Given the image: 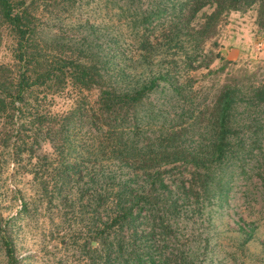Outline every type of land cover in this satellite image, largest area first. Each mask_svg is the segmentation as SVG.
I'll use <instances>...</instances> for the list:
<instances>
[{
  "label": "rangeland",
  "instance_id": "obj_1",
  "mask_svg": "<svg viewBox=\"0 0 264 264\" xmlns=\"http://www.w3.org/2000/svg\"><path fill=\"white\" fill-rule=\"evenodd\" d=\"M179 3L174 0L33 2L28 14L36 27L28 50L34 61L25 65L14 59L16 38L0 16V72L12 86L21 72L28 76L20 99H13V119L6 123L5 113L0 111V218L7 220L15 264H92L94 254L89 248L96 246L97 241L90 234L94 227H102L101 221L109 213L105 204L94 207L92 198L96 192L107 190L110 174L121 173L123 178L127 171L125 167L116 168L104 156L94 162L91 146L88 154L84 152L86 158L81 153L82 161L75 158L74 151L66 155L60 152L64 126L78 128L86 142L93 141L92 109L97 106L98 90L73 82L68 64L86 71L96 68L108 86L118 89L143 84L157 71L177 69L179 83L188 82L191 87H185L182 95L161 89L150 95L147 102L155 117L151 127L186 120L189 122L186 131L193 140L207 136L203 122L194 126L191 121L210 104L222 83L236 80L249 86L264 82V29L256 24L255 5L222 13L193 41L183 34L187 24L175 39L169 31L173 24L182 23L172 14L173 9L179 14ZM160 7H165L166 12L157 17ZM210 11L211 6L205 5L196 13L192 21L195 28ZM144 17L146 22L141 24ZM169 33L167 38L163 37ZM187 55L190 59L195 57L190 69L186 67ZM59 64L65 65L64 76L49 73L50 79L45 81L40 77L45 69ZM118 71L122 72L120 76ZM2 85L5 86L1 83L0 90ZM8 98L0 91L3 102ZM146 104L141 110L143 116L149 110ZM6 130L12 134L4 144L1 140ZM77 160L81 161L75 167L77 170L67 173L71 179L61 177V167L76 164ZM251 183L254 178H236L227 203L220 209L214 207L213 223L221 232L220 240L228 244L236 241L238 226L260 221L255 234L258 238L248 247L264 259L258 244L261 232L264 234L260 217L263 210ZM227 236H232L233 241ZM224 262L230 264V259L225 257ZM0 264H7L1 243Z\"/></svg>",
  "mask_w": 264,
  "mask_h": 264
},
{
  "label": "trees",
  "instance_id": "obj_2",
  "mask_svg": "<svg viewBox=\"0 0 264 264\" xmlns=\"http://www.w3.org/2000/svg\"><path fill=\"white\" fill-rule=\"evenodd\" d=\"M38 1L47 4V1L54 3L56 0H0V16L16 38L13 57L19 64L34 61L28 48L36 26L28 8ZM174 1L180 2L179 14L174 9L172 14L181 20L179 23L182 22L180 26L173 24L169 30L174 39L187 24L183 34L194 41L222 13L251 5L256 6L257 26L264 29V0ZM205 5L211 6V11L195 28L192 21ZM163 12L166 8L160 7L157 17ZM144 22L146 17L141 24ZM170 33L163 37L167 38ZM186 57V67L190 69L195 57ZM63 66L65 68L63 64L53 69L48 67L40 77L45 81L50 79L49 73L64 76ZM66 67L71 69L68 73L73 82L96 88L98 94L95 99L97 106L92 109L95 121L94 124L92 122L93 141L86 142L79 135L78 128L64 126L60 152L66 155L74 151L75 158L79 159L81 153L88 154L91 146L94 162L104 156L110 164L114 162L116 168H127L123 178L121 173L110 174L107 190L96 192L92 198L94 207L105 204L109 213L101 221L102 227H94L90 234L92 240L97 241L96 246L89 248L94 254L91 263L226 264L224 258L228 257L230 264H262V256L248 247L258 238L255 234L260 221L255 225L243 223L238 226L236 241L227 244L220 240L221 232L216 230L213 217L216 209L227 203L236 178H254L251 185L260 197L263 210L260 217L264 222V82L249 86H243L236 80L222 83L210 104L191 121L194 126L203 122L207 136L193 140L186 131L185 126L189 123L186 120L161 122L151 127L155 117L149 109V96L158 89L182 95L185 87H191L188 82L179 83L177 69L157 71L143 84L131 89H118L108 86L96 68L86 71L77 65L68 64ZM121 74L118 71V75ZM27 78L21 72L15 86H12L7 76L0 72V84L5 85L0 91L4 98L10 97L7 102L0 99V111L5 113L6 123L13 119V99H20L18 97L26 87L23 83ZM8 85L15 87L14 90ZM144 103L149 109L146 117L141 114ZM11 134L6 130L2 143L5 144ZM84 156L86 158L85 153ZM80 160L71 166H62L60 176L69 181L71 176L67 173H74ZM71 168L74 169L69 170ZM254 202L257 201L254 199ZM6 222L0 218V243L7 264H15L17 259ZM260 236L258 244L264 252V234L261 232ZM226 238L232 240L233 237ZM222 252V256H216Z\"/></svg>",
  "mask_w": 264,
  "mask_h": 264
}]
</instances>
